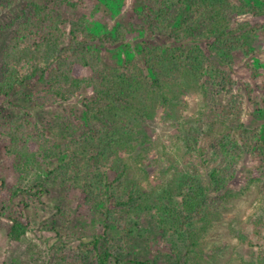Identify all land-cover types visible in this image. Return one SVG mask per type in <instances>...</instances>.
Returning <instances> with one entry per match:
<instances>
[{"label": "trees", "instance_id": "trees-1", "mask_svg": "<svg viewBox=\"0 0 264 264\" xmlns=\"http://www.w3.org/2000/svg\"><path fill=\"white\" fill-rule=\"evenodd\" d=\"M94 1H29L8 25L15 33L0 66V137L6 155L13 158L18 179L10 184L0 176V217L9 221L12 240L20 241L31 231L26 211L34 197L41 199L45 192L22 183L46 165L55 177L80 183L88 201L103 203L98 211L103 231L91 227L90 232L73 233L80 241L75 247L62 242L65 261L86 264V258H79L81 250L85 256L92 255V264H155L143 257L129 258L123 239L108 231L110 224L130 229L134 217L148 210L152 199L131 176L130 164L121 152L151 159L147 151L153 148L147 137L154 112L160 105L170 109L184 103L185 92L197 87L208 109L182 126L178 135L190 149L184 156L189 171L176 185L158 193L167 216L161 215L160 222L171 218L176 233L188 234L182 251L164 264H189L198 233L239 194L241 178L258 184L264 196V131L261 126L247 127L241 120L243 104L255 98L247 80L257 73L237 70L235 57L236 51L244 55L248 51L252 32L264 33V26L239 19L246 13L264 15V0H138L140 27L149 34L139 52L143 66L136 60L106 65L93 48L125 42L126 27L117 38L99 35L89 30L86 13L77 19L58 9ZM258 1L263 7H258ZM12 2L0 0V9ZM164 38L168 44L162 42ZM236 83L247 98L234 95ZM25 88L30 90L31 102L41 108L79 101L80 114L75 108H65L61 138L40 128L30 112L24 116L2 112V106L13 97H22ZM221 91L233 92L232 104L217 110L214 104ZM207 122L213 125L210 133L204 131ZM168 200H178L179 207L170 206ZM255 232L258 264H264V214Z\"/></svg>", "mask_w": 264, "mask_h": 264}, {"label": "rangeland", "instance_id": "rangeland-1", "mask_svg": "<svg viewBox=\"0 0 264 264\" xmlns=\"http://www.w3.org/2000/svg\"><path fill=\"white\" fill-rule=\"evenodd\" d=\"M29 1L47 0H13L9 6L0 9V66L15 33L14 27L8 25L25 11ZM246 1L251 3V0ZM258 2V7H263V3ZM140 5L138 0H95L91 4L81 2L75 8L61 6L58 9L77 19L86 13L89 30L99 35L117 38L123 33L122 27H126L123 33L125 42L108 46L94 45L93 48L106 65L118 66L136 60L143 66L139 52L142 50L143 39L148 38L149 34L140 27ZM239 19L254 27L264 26L263 14L254 16L246 13ZM162 42L168 44L169 39L164 38ZM247 49L245 55L240 51L235 52L238 62L236 69L249 74L256 72L257 75L247 80L255 89V98L243 104L241 120L247 127L261 126L264 131V33L260 29L248 37ZM29 91L25 88L22 97H13L11 102L5 103L2 112L13 116H24L30 112L40 128L47 130L56 139L61 138L67 114L65 108H75V112L80 114L79 101L41 108L31 102ZM232 91L234 95L242 94L247 98V92L238 83ZM233 92L221 91L216 97L214 108L223 110L224 106L232 104ZM185 95L184 103L170 106V109L160 105L154 112L150 135L147 137L153 148L147 151L151 153V159L132 157L125 150L121 152L130 164L133 179L152 198L150 208L134 217L130 229L110 224L109 233L123 239L129 258L143 257L152 263L164 264L177 257L186 241L188 234H181L182 230L176 233L171 218L160 222L162 216H167L162 213L166 208L160 205L158 195L163 188L176 185V181L188 173L189 164L185 162L184 156L190 149L178 138L180 128L193 123L208 109L206 97L197 87L186 91ZM177 101L175 99L174 103ZM235 116L233 114V118ZM212 127L207 122L205 133H210ZM4 146L5 141L0 137V176L6 177L11 184L18 176L13 169V158L6 155ZM75 182L55 177L50 174L49 166L44 165L43 169L35 171L29 182L22 183L44 191L45 196L41 199L35 196L32 200L31 207L26 211L32 228L20 241L10 239L9 221L0 217V264H71L62 257V242L75 247L80 240H75L73 233L90 232L91 227L103 231L104 222L98 216L102 201H88L86 189ZM238 182L239 194L218 214L212 215L198 233V245L190 256L189 264H258V248L254 243H259V239L255 227L264 214V196L258 184L250 185L244 178ZM167 203L179 207L178 200H168ZM78 255L80 259L86 258V264H92V255L85 256L81 250Z\"/></svg>", "mask_w": 264, "mask_h": 264}]
</instances>
